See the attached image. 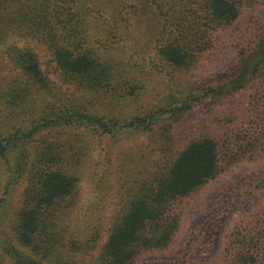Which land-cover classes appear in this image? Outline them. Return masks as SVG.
<instances>
[{
  "label": "trees",
  "instance_id": "1",
  "mask_svg": "<svg viewBox=\"0 0 264 264\" xmlns=\"http://www.w3.org/2000/svg\"><path fill=\"white\" fill-rule=\"evenodd\" d=\"M100 1L104 5L94 6L93 0H0V50L20 69L19 75L6 79L5 91L0 93L7 107L6 121L0 122V177L6 175L0 206L10 200L17 185L24 182L28 187L11 226L18 248H2L3 255H9L14 264H43L50 257V264H66L60 262L62 251L79 247L76 229L66 239L59 217L55 220L53 215L58 203L76 193L78 178L65 168L79 164L88 155L86 136L101 139L106 135L149 134L154 137L150 152L160 153L133 182L127 208L115 218L110 230L101 264H134L144 251L169 249L180 227L179 203L242 159L264 166V20L248 27L246 44L238 47L236 70L231 75L191 89L175 85L172 77L160 97L165 104L139 115L104 116L94 111L95 101L86 99L89 96L79 99L57 89L42 71L33 48L20 47L17 40L8 44L16 37L44 45L63 80L93 95L108 92L116 66L101 58L90 31L92 21L106 26L104 14L110 4L105 2H116ZM177 1L154 0V8L148 9L154 15L149 29L157 56L173 72L193 69L201 54L213 47V31L232 26L244 8H264V0ZM122 44L117 50L125 52L126 45ZM32 86L43 92L38 103H28ZM230 96L238 97L236 111L222 115L218 127L231 142L221 144L212 135L203 134L177 146L181 141L173 142L169 137L173 123L186 116L195 103ZM165 118H169L168 127ZM45 131L56 133L44 135ZM67 133H73L79 145L70 146L60 139ZM68 141L74 140L69 137ZM65 146H69L68 151ZM69 151L74 156L69 157ZM262 169L257 188L264 184ZM227 203L232 205L235 200ZM192 242L190 250L195 255H189L184 264H264V207L252 221L230 232L222 250L209 260L212 253L206 242Z\"/></svg>",
  "mask_w": 264,
  "mask_h": 264
},
{
  "label": "rangeland",
  "instance_id": "2",
  "mask_svg": "<svg viewBox=\"0 0 264 264\" xmlns=\"http://www.w3.org/2000/svg\"><path fill=\"white\" fill-rule=\"evenodd\" d=\"M110 1L116 3L105 2L110 4L104 14L106 26L101 22L102 28L92 21L90 31L93 46L99 50L101 58L116 66L108 92L100 91L98 95H93L95 93L79 90L76 84L63 80L44 45L35 41L25 42L16 37H12L8 42L11 45L17 40L18 46L33 48L38 53L42 71L57 89L64 95L79 99L89 96L86 99L95 101L94 111L104 116L139 115L159 107L161 103L165 104L166 100L160 101V97L163 96L164 85L172 77L175 85L191 89L194 85L217 81L223 76L231 75L236 70L238 47L246 44L244 36L248 27L264 20V8H244L232 26L213 31V47L209 52L206 51L205 55L201 54L193 69L173 72L174 70L157 56L154 36L149 29V21L154 18L149 10L154 8V0ZM100 2L102 1L93 0L92 5H104V2ZM104 28L109 30L101 31ZM122 43L126 45L125 52L117 50V46ZM19 74V67L5 56L4 50H0V93L5 91L6 79ZM42 94V90L32 86L27 97L28 103L40 102ZM1 101L0 97V122L6 121L7 113V107ZM237 103L236 96L205 98L195 103L186 116L173 123L174 129L169 137H172L173 142L181 141L177 146L203 134L212 135L219 139L221 144L231 142L218 124L222 115L235 113ZM168 119H164V125L167 127L170 126L166 121ZM2 131L0 126V133ZM55 133L45 131L43 134ZM72 135L73 133H67L60 139H64V143L70 146L79 145V139L73 138ZM69 137L74 141L69 142ZM153 138L142 133L117 138L106 135L101 139L97 136H86L84 142L89 145L88 155L82 158L79 164H69L68 168H65L78 178L76 193L58 203L53 215L55 220L59 217L61 230L63 227L65 229L63 235L66 239H69L76 229L74 237L79 243L78 248L64 249L60 262L64 260L66 264H101L103 248L110 230L116 222L115 218L127 208L133 182L142 176L141 173L148 167L150 160L160 156V153L150 152L154 145ZM66 147L69 146H65V150ZM69 154V157L74 156V152L69 151ZM263 167L259 161L242 159L228 167L196 194L184 199L177 206L180 227L173 245L163 251H144L134 264H184L189 261V255H195L190 248L192 241L198 239L202 243L206 242L207 250L212 253L207 260L217 255L229 233L236 231L241 223L252 221L264 207V184L260 188L255 187L258 181L262 180ZM5 184L6 175L2 174L0 199ZM27 189L24 182L17 185L13 188L10 200L0 206V264H14L7 253L8 257L3 255L2 248L5 245L18 248L12 237L11 226L16 221ZM233 200L235 203L232 205L227 203ZM212 221H218V224H212ZM210 230L214 232L209 233ZM52 259L53 257L45 259L43 264H50ZM54 262H57L56 258Z\"/></svg>",
  "mask_w": 264,
  "mask_h": 264
}]
</instances>
